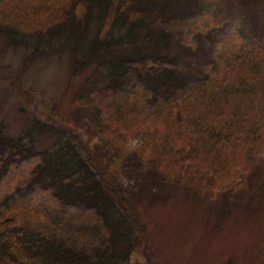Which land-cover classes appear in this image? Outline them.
<instances>
[{
    "label": "trees",
    "instance_id": "obj_1",
    "mask_svg": "<svg viewBox=\"0 0 264 264\" xmlns=\"http://www.w3.org/2000/svg\"><path fill=\"white\" fill-rule=\"evenodd\" d=\"M128 9V0H0V29L34 52L63 39L88 47L75 75L91 59L106 69L95 103L116 138L143 133L139 153L190 189L241 188L264 155V37L230 27L185 68L180 49L220 26L214 11L168 31ZM147 239L130 192L75 127L35 119L16 136L0 124V264H125Z\"/></svg>",
    "mask_w": 264,
    "mask_h": 264
},
{
    "label": "rangeland",
    "instance_id": "obj_2",
    "mask_svg": "<svg viewBox=\"0 0 264 264\" xmlns=\"http://www.w3.org/2000/svg\"><path fill=\"white\" fill-rule=\"evenodd\" d=\"M128 2L129 14L168 31L214 11L220 26L197 33L193 45L180 49L185 68L211 55L230 27L246 37H264V0ZM53 42L34 52L35 45L13 40L0 29V124L16 136L35 119L61 130L69 124L81 133L96 161L130 192L147 230L146 244L125 264H264V155L245 175L243 186L232 191L209 194L165 177L148 155L139 153L143 133L118 139L104 121L95 103L107 74L103 65L91 59L75 75V58L88 55V47L65 39ZM50 144L51 139H40L41 147Z\"/></svg>",
    "mask_w": 264,
    "mask_h": 264
}]
</instances>
